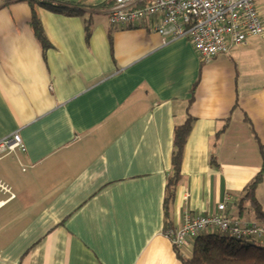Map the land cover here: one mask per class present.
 <instances>
[{
	"label": "crops",
	"instance_id": "0c3cea01",
	"mask_svg": "<svg viewBox=\"0 0 264 264\" xmlns=\"http://www.w3.org/2000/svg\"><path fill=\"white\" fill-rule=\"evenodd\" d=\"M38 11L47 50L29 2L0 0V139L18 132L26 147L0 159L15 194L0 190V264H183L165 233L166 195L196 82L173 224L227 197L230 217L263 224L242 196L263 163L245 117L264 142V33L201 67L187 38H164L152 20L114 26L106 8H87V39L84 16Z\"/></svg>",
	"mask_w": 264,
	"mask_h": 264
},
{
	"label": "built area",
	"instance_id": "2783aa9c",
	"mask_svg": "<svg viewBox=\"0 0 264 264\" xmlns=\"http://www.w3.org/2000/svg\"><path fill=\"white\" fill-rule=\"evenodd\" d=\"M107 10L114 26H137L152 20L154 30L164 38H187L206 62L264 33V19L257 0H113ZM18 148L26 150L20 133L1 138L0 159ZM0 190L15 196L1 182ZM5 202L0 198V205ZM230 203L227 197L212 213L195 215L185 211L182 224L166 228L165 233L181 251L192 249L195 237L210 229L238 238L264 237V224L245 223L230 217L227 214Z\"/></svg>",
	"mask_w": 264,
	"mask_h": 264
},
{
	"label": "trees",
	"instance_id": "16d2710c",
	"mask_svg": "<svg viewBox=\"0 0 264 264\" xmlns=\"http://www.w3.org/2000/svg\"><path fill=\"white\" fill-rule=\"evenodd\" d=\"M26 1L31 6V27L45 50L51 46V42L43 27V22L38 11L39 7H44L53 12L66 15L84 16L87 39H89L94 26V19L93 14L87 12V8L108 9L113 3V0H103L97 4H90L86 0ZM205 62L203 60L201 61V67L204 66ZM197 84L198 82L195 83L192 97L189 100L188 116L183 123L177 124L174 130L172 172L168 178L166 195V228L174 225L171 219L170 202L175 197L176 188L182 178L185 147L195 120L194 115L190 113V106L195 100L194 92ZM245 119L250 123L251 130L259 146L263 163L260 171L245 187L242 203L249 202L250 208L253 210L256 218L264 224V208L256 194L259 185L264 181V142L256 131L251 118L245 117ZM229 121L230 117L227 118L224 127L215 135L216 139L225 131ZM212 161L213 163L216 162L214 158ZM177 255L183 264H264V237L248 236L238 238L230 235L228 232L215 229L214 231H206L195 237L189 255H185L181 250H177Z\"/></svg>",
	"mask_w": 264,
	"mask_h": 264
},
{
	"label": "rangeland",
	"instance_id": "374dc122",
	"mask_svg": "<svg viewBox=\"0 0 264 264\" xmlns=\"http://www.w3.org/2000/svg\"><path fill=\"white\" fill-rule=\"evenodd\" d=\"M86 1H87L88 3H90V2H92V1H94V0H86ZM15 171H18V169L15 168ZM19 172H20V171H19ZM20 174H21V172H20ZM263 189H264V187L261 186L259 192H258V190H257V192H258V193H257V196H258V194L261 195V193H263V192H262ZM232 208H233V207H232ZM230 209H231V208H230ZM231 210H232V209H231ZM232 214H233V215H237V214H236V211H234V209H233V211H232ZM257 241L260 242L259 240H257Z\"/></svg>",
	"mask_w": 264,
	"mask_h": 264
}]
</instances>
